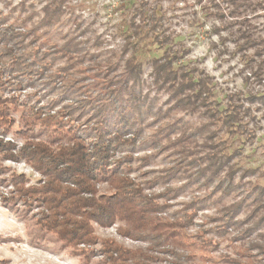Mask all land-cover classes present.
Here are the masks:
<instances>
[{
    "label": "rangeland",
    "instance_id": "rangeland-1",
    "mask_svg": "<svg viewBox=\"0 0 264 264\" xmlns=\"http://www.w3.org/2000/svg\"><path fill=\"white\" fill-rule=\"evenodd\" d=\"M213 4L214 0H0V33L2 26H9L8 33H20L18 43H12L20 57L15 65L19 71L12 72L7 62L0 81V106L5 108L0 114V264H264V98L251 103L245 97L264 94V11L246 19L258 40L244 45L231 32L245 17L233 18L226 9L225 21H217L207 15V9L216 10ZM219 4L226 8L222 1ZM155 7V25L167 28L176 44L160 46L165 40L159 29L154 39L127 36V24L148 26ZM132 40L139 48L136 56ZM164 50L179 64L208 76L214 98L226 109L229 103L251 108L253 119L243 117L248 121L241 127L245 133L232 138L217 117L204 113L213 111L211 96L204 104L185 106L189 102L175 99L180 92L156 84L152 58ZM0 55L5 62L11 58ZM130 59L141 64L140 79L126 72ZM122 87L126 88L121 91ZM119 92H133L150 104L133 127L135 136H125H131L134 146L112 151L116 164L111 171L142 183L146 195L163 204L155 209L163 218L191 215L183 225L190 236L186 248L164 240L153 228L129 235L126 220L109 225L93 221L92 242L71 244L52 230L47 204L35 197L34 190L45 185L46 176L36 167L38 161H32L33 145L54 149L73 140L75 132L93 147L89 142L100 128L102 102ZM121 108L127 110L125 104ZM38 114L60 122L46 127ZM252 130L255 135L248 137ZM223 144H230L229 159L222 155ZM226 159L216 171L212 168ZM96 188L98 196L115 192L103 181ZM112 244L127 250L132 259L126 263L125 257L110 253Z\"/></svg>",
    "mask_w": 264,
    "mask_h": 264
},
{
    "label": "trees",
    "instance_id": "trees-1",
    "mask_svg": "<svg viewBox=\"0 0 264 264\" xmlns=\"http://www.w3.org/2000/svg\"><path fill=\"white\" fill-rule=\"evenodd\" d=\"M219 1H222L226 8L221 7ZM212 7L216 10L210 12L207 9V15L214 16L220 22L225 21L226 9H228V13L233 18L245 17L244 20L238 22V24L236 23L238 28L231 33L238 35L237 39H241L244 45H255L258 40V37L254 35L256 33L254 31L255 28L246 19H249L248 16L251 13L264 11V0H218V2L214 0ZM150 10L152 12L150 16L151 23L148 18L147 22H149V25L144 27L145 29L140 25L131 27L127 24V30H129L127 36H133L135 40H140V38L154 39L160 36L159 29L160 32H164L162 38L165 42L158 43L156 41V43L167 47L174 44L175 38H173L171 32H167V28H159L154 23L157 17L156 7ZM146 11L149 10L146 9ZM2 27H5V29L3 33H0V54L3 53L5 56L9 54L11 58L5 62L1 59L2 55H0V81L4 78L3 65L9 62L13 66L12 72L19 71L15 65H18L20 59L13 45L18 43L20 33L12 29L9 34L6 29L9 26ZM213 28L217 31L219 27L214 25ZM136 42H133V40L130 42V44H134L135 56L139 51ZM235 42L237 43L238 41L235 40ZM165 50L163 55L152 58L156 84L161 82L163 85L165 83L166 86L173 87V93L180 92L181 94L176 95L175 99L178 103L180 101L183 103L189 102V104H184L185 106L196 105V101L199 104H204L205 99L211 96L214 99L212 100L214 101L212 103L214 106L213 108L211 107L213 111L209 110V108L204 113H208L213 119L217 117L225 127H228V132L233 134L232 138L245 133V130L241 127L243 125L247 126L248 121L253 119V116L249 114L251 108L238 107L236 104L229 103V108L226 109L221 104V100L214 98L216 92L214 88H211L212 83L206 80L208 76L198 75L196 70L186 66L187 64H179V59L174 58L175 55H165ZM134 60H127L126 72L129 71L131 79H140L142 73L141 64L137 63V59ZM125 88L122 87L120 90L122 91ZM188 90L194 91V93L187 95L186 91ZM123 93L119 92V95H113V98L109 100L110 102H105V100L102 102L100 128L97 131L94 142H91L93 140L89 142V145H93V147H88L87 139L85 141L81 137L82 135L75 134V132H72L73 140L67 144H57L54 149L38 143L33 145L31 152L33 160H31L38 161L36 167L46 176L45 185L34 190L35 197L41 196V200L47 204L50 211L48 218L51 220L52 230L58 232L62 238H65L71 244L76 241L84 244L92 242L94 236L91 222L93 221L102 225H109L107 223L126 220L130 225L126 230L129 235L136 233L139 229L153 228L159 231L157 233L161 234L164 240L175 242L186 248V245L189 244L190 239L188 237L190 236L184 234L186 227H183V225L191 218V215L184 216L182 220L180 218L179 220L163 218L158 215V212H155V209H161L163 204L148 197L144 192L142 183H136L126 173L120 174L118 171H111L112 165L116 164L115 160H112V151L120 146H134L135 142L130 138L131 136L126 138L125 136L127 134L135 136L133 127L135 123L142 119L140 117L145 112L143 109L150 104L147 99L136 97L133 92ZM114 97L117 98V102L113 101ZM191 97L195 98V102H190ZM245 97H249L247 99L254 103L257 98H264V94H252ZM124 104L126 111L121 110ZM4 109V107L0 106V114ZM33 115L37 116V114ZM38 115L37 120L39 119V121L43 122L46 127L55 128L60 122L51 115H44V117L40 114ZM243 117H247L248 121H244ZM111 121L113 122L111 123ZM255 129L254 127V131ZM252 133L253 130L247 133L249 134L248 137L255 135ZM229 147L230 144H223L220 147L223 152L222 155L227 156L228 159L231 158L230 156L233 153H229ZM228 153L229 155H227ZM149 157L147 156V158ZM215 159L221 158L215 157ZM228 159L214 162L217 165L212 168L216 171L219 165L224 164ZM102 181L115 188L114 194L110 196L105 194L95 195L97 194L96 186ZM151 213L155 215L152 218L149 217ZM178 239L181 241H178ZM193 243L195 244V242ZM193 243L192 245H194ZM115 252L118 257H125L123 259L126 263L132 259V255L128 254L127 250H121V248L112 244L110 253L113 254Z\"/></svg>",
    "mask_w": 264,
    "mask_h": 264
}]
</instances>
